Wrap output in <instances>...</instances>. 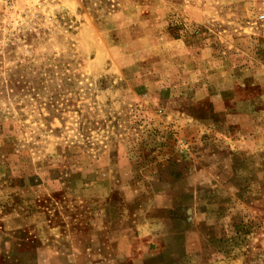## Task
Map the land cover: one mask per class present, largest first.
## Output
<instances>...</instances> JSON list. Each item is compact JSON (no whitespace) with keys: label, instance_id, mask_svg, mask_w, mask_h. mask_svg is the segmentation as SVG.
<instances>
[{"label":"rangeland","instance_id":"obj_1","mask_svg":"<svg viewBox=\"0 0 264 264\" xmlns=\"http://www.w3.org/2000/svg\"><path fill=\"white\" fill-rule=\"evenodd\" d=\"M0 264H264V0H0Z\"/></svg>","mask_w":264,"mask_h":264}]
</instances>
